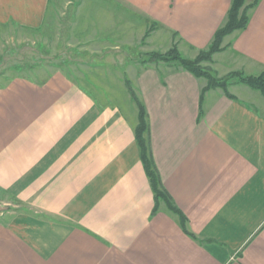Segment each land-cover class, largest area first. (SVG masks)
Wrapping results in <instances>:
<instances>
[{"label": "crops", "instance_id": "1", "mask_svg": "<svg viewBox=\"0 0 264 264\" xmlns=\"http://www.w3.org/2000/svg\"><path fill=\"white\" fill-rule=\"evenodd\" d=\"M109 1L159 20L154 40L172 43L178 30L180 51L194 57L232 0ZM48 2L0 0V23L42 26ZM115 24L99 33L126 49L138 21ZM224 43L217 69L264 70V0ZM139 65L129 76L148 110L154 162L191 234L156 202L137 107H100L57 68L43 84L18 77L0 88V196L12 205L0 206V264H264V96L232 81L236 98L211 88L199 116L205 77Z\"/></svg>", "mask_w": 264, "mask_h": 264}, {"label": "rangeland", "instance_id": "2", "mask_svg": "<svg viewBox=\"0 0 264 264\" xmlns=\"http://www.w3.org/2000/svg\"><path fill=\"white\" fill-rule=\"evenodd\" d=\"M126 7L120 2L113 4L109 0H49L47 18L42 26L25 27L11 20L0 23V88L22 75L41 82L48 78L51 71L61 68L75 80L79 79L81 83H78L96 98L100 107L116 106L129 115L134 110L132 108L137 106L126 79L133 80L137 89V79L129 74L135 76L134 70L139 63L138 69L157 65V70H164L165 67L176 70L177 66L183 67L179 61L166 60L158 57V54L167 55L176 47L183 57L195 59L201 49L208 48L214 37L206 48L194 50L193 54H196L191 57V52L180 51L182 36L178 30H174L172 43L160 39L163 36L154 40V30L158 29L156 26L160 21L147 19L142 12ZM134 21H138L136 33L130 37L123 36L128 39L129 46L126 49V46L116 47L115 41L99 33L100 27L104 28L111 22L118 26L120 22ZM215 54L212 61H204L202 65L223 77L231 71L216 68L220 62H215L218 58ZM139 100L145 105L141 98ZM146 111L148 115L147 108ZM9 199L10 195L2 193L0 206H12L9 205Z\"/></svg>", "mask_w": 264, "mask_h": 264}, {"label": "trees", "instance_id": "3", "mask_svg": "<svg viewBox=\"0 0 264 264\" xmlns=\"http://www.w3.org/2000/svg\"><path fill=\"white\" fill-rule=\"evenodd\" d=\"M259 0L245 5V0H232L227 14L226 22L219 27L214 33L212 42L207 49H201L195 59L185 58L181 55L178 48L173 47L167 55L158 54L160 58L166 60H177L182 66L199 77H205L207 84L203 87L200 94V115L202 114V105L206 92L211 88L221 87L230 98L235 99L236 96L229 91V85L232 81L244 83L253 89H257L264 96V70L259 74H247L241 70H233L223 77L215 75L210 67L203 66L204 61H212L214 53L224 50L227 45H223L224 38L237 30H242L248 26L249 11L252 7L257 5ZM22 77L32 80L28 75ZM45 82L41 81L40 84ZM126 85L131 93L133 100L136 103L138 110V122L135 127V136L140 148V157L144 165L145 171L149 177L151 187L155 194L156 202L160 199L166 201L170 210L176 212L180 216V222L186 232L191 234L187 229V219L181 210L174 204L171 196L166 191L158 174L157 167L154 162L150 137H149V121L145 105L139 100L132 87L131 81L126 79ZM157 208V207H156Z\"/></svg>", "mask_w": 264, "mask_h": 264}]
</instances>
